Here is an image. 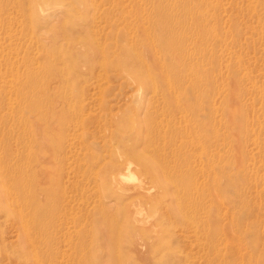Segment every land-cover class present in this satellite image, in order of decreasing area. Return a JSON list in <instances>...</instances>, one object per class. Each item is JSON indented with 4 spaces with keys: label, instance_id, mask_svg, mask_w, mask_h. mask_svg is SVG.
Returning <instances> with one entry per match:
<instances>
[{
    "label": "rangeland",
    "instance_id": "rangeland-1",
    "mask_svg": "<svg viewBox=\"0 0 264 264\" xmlns=\"http://www.w3.org/2000/svg\"><path fill=\"white\" fill-rule=\"evenodd\" d=\"M0 264H264V0H0Z\"/></svg>",
    "mask_w": 264,
    "mask_h": 264
},
{
    "label": "bare ground",
    "instance_id": "bare-ground-1",
    "mask_svg": "<svg viewBox=\"0 0 264 264\" xmlns=\"http://www.w3.org/2000/svg\"><path fill=\"white\" fill-rule=\"evenodd\" d=\"M128 165H129V163H128ZM132 173V167H131V165H129V166H127L126 167V174H124L121 178H120V180H119V182L120 181H124V180H127V179H129V178H131V176H129L130 174ZM133 178V177H132ZM131 178V179H132ZM130 180V179H129ZM134 180V179H133ZM136 180V179H135ZM133 182V181H132ZM136 183H137V181H135ZM134 183V182H133ZM129 184V183H128ZM134 190H137V191H140L141 192V194H140V196H142L143 197V195L144 196H147V195H149L150 193H151V191H150V189L149 188H147V186H144V183L143 182H139L138 184H135L134 186H131ZM131 187H130V189H131ZM127 189H129V188H127ZM133 189H131V190H133ZM19 190V189H18ZM126 191V190H125ZM128 191V190H127ZM23 193V192H22ZM137 193V192H136ZM19 194V193H18ZM24 194V193H23ZM138 194V193H137ZM136 194V195H137ZM143 194V195H142ZM20 196V195H19ZM22 196V195H21ZM154 196V195H153ZM151 197V196H150ZM26 199V198H25ZM28 200V199H27ZM24 204H25V202H24ZM25 247V246H24ZM27 248V247H26ZM26 252H28V250L27 251H23L22 252V256L24 257V258H28V256L30 257L31 256V254L32 253H30V255H29V253H26ZM43 254V253H42ZM33 257V256H32ZM28 260V259H27ZM31 261V260H30ZM33 262H34V260H33ZM32 262V263H33Z\"/></svg>",
    "mask_w": 264,
    "mask_h": 264
}]
</instances>
